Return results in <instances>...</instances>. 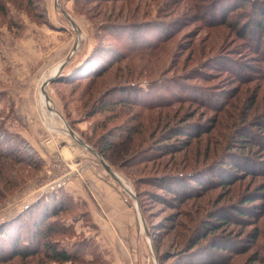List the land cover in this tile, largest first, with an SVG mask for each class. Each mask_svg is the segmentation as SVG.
Segmentation results:
<instances>
[{
    "label": "rangeland",
    "instance_id": "1",
    "mask_svg": "<svg viewBox=\"0 0 264 264\" xmlns=\"http://www.w3.org/2000/svg\"><path fill=\"white\" fill-rule=\"evenodd\" d=\"M95 51L100 74L70 76ZM69 56L47 92L77 137L39 95ZM97 181L126 201L124 233ZM55 194L70 205L50 239L78 260H3L1 232L0 264H180L218 235L234 238L224 264H264V0H0V230Z\"/></svg>",
    "mask_w": 264,
    "mask_h": 264
},
{
    "label": "trees",
    "instance_id": "2",
    "mask_svg": "<svg viewBox=\"0 0 264 264\" xmlns=\"http://www.w3.org/2000/svg\"><path fill=\"white\" fill-rule=\"evenodd\" d=\"M261 27H263V23L260 24L258 29ZM128 28H125V30ZM101 56L102 53L96 51L91 53L83 63L84 65H80L79 68H77V70H75L70 76L77 77L78 75H83L88 69L92 71V75L94 76L100 74L101 71L97 68H93L92 63L94 62V59L101 58ZM109 64L110 62L108 65ZM89 65L91 68H89ZM116 86L111 89L118 92L120 96H123L121 99L122 101L126 100L128 96L129 99H131V97L133 98L138 95L133 90L130 91V89H127L124 91V88H118ZM97 101L98 100H96V102ZM128 102L133 101L130 100ZM106 104L107 103L101 102L99 106L105 107ZM243 140H246V138ZM93 146L95 147L96 145L93 144ZM246 196V199H244L245 201L253 200V198L250 197L251 195ZM67 201L68 199H65L64 197H58L57 194L51 197H40L24 208L23 211L18 215V218H13V221L9 223L7 230L4 227L1 228L2 231L0 230V234L3 232V236L9 240V245L11 247L8 253L5 251L2 253L3 256L1 259L3 258L4 260L5 258L16 256L27 257L36 255L43 251L50 260L56 262H69L78 260L79 255L77 252L70 251L66 248H59L55 246L54 242L50 239L52 236L58 234L59 230V227L56 225L57 223L52 219L58 216V214L63 210L68 209L70 204L68 205ZM241 206L242 205H236L235 210L231 209L229 211L230 214L235 217H242V215L245 214V209ZM216 215V219L209 218L208 224L204 226V232L206 236H211V233L218 230L221 227V224L229 218L228 214ZM17 223H19V228H14ZM209 245L207 247L203 246L205 250H202V253L196 256H191L192 258H189L186 263L185 261L180 260V264H224L226 257L224 254L228 250L234 248V238L230 237L229 235H218Z\"/></svg>",
    "mask_w": 264,
    "mask_h": 264
},
{
    "label": "crops",
    "instance_id": "3",
    "mask_svg": "<svg viewBox=\"0 0 264 264\" xmlns=\"http://www.w3.org/2000/svg\"><path fill=\"white\" fill-rule=\"evenodd\" d=\"M94 185L92 186V192H90L93 194H91L93 203L98 205L97 208L102 210L101 212L106 215L107 219L112 218L110 225L119 227L121 232L124 233L127 228H124L126 223L122 210L126 201L112 185L106 182H99Z\"/></svg>",
    "mask_w": 264,
    "mask_h": 264
},
{
    "label": "water",
    "instance_id": "4",
    "mask_svg": "<svg viewBox=\"0 0 264 264\" xmlns=\"http://www.w3.org/2000/svg\"><path fill=\"white\" fill-rule=\"evenodd\" d=\"M72 22H73V20H71ZM77 48V45L74 47V50ZM73 53V52H72ZM71 53V54H72ZM69 59H70V56L69 57H67V59H64V60H62L61 62H60V64H59V66H58V68H57V70L54 72V73H52V74H50L49 75V77L46 79V84H48L49 82H51L53 79H55V78H57L60 74H61V72H62V70H63V68H64V66L66 65V63L69 61ZM47 97H48V99L50 100V97H49V95H47ZM55 112L63 119V121H64V123L67 125V128H68V130H69V132L71 133V135H73L74 137H77V134H76V132L69 126V124L67 123V121L62 117V115L57 111V110H55ZM79 142L82 144V145H85V146H87L89 149H91L95 154H97L98 156H99V158H100V161H101V163H102V165L105 167V169L113 176V177H115V179H117V176H116V171L107 163V161L102 157V156H100L99 154H98V152L94 149V148H92L89 144H87L84 140H79ZM123 184V183H122ZM133 193V192H132ZM134 195V194H133ZM143 224H144V222H143Z\"/></svg>",
    "mask_w": 264,
    "mask_h": 264
},
{
    "label": "bare ground",
    "instance_id": "5",
    "mask_svg": "<svg viewBox=\"0 0 264 264\" xmlns=\"http://www.w3.org/2000/svg\"><path fill=\"white\" fill-rule=\"evenodd\" d=\"M60 64V63H59ZM59 64L56 66V67H54L52 70H51V73L50 74H52V73H54L56 70H57V68H58V66H59ZM46 77V76H45ZM48 78V77H47ZM47 78H45L44 79V81L42 82V85H41V90L42 91H40V103H41V106H42V108H43V111H44V115L46 116L47 115V118H49V117H51V122L53 123V120H54V115H56L57 113L55 112V110H54V108L53 107H51V104H50V100L48 99V97H47V95H49L48 94V92H47V85L48 84H46V79ZM50 97V96H49ZM53 109V111L51 110V109ZM49 116V117H48ZM46 118V119H47ZM55 124V123H54ZM66 125V124H65ZM66 129L68 130V128H67V125H66ZM69 131V130H68ZM70 133V132H69ZM71 134V133H70ZM73 136V135H72ZM116 176H117V180H121L122 178H121V176L119 175V174H117V172H116ZM121 178V179H120ZM122 181H123V179H122ZM123 183V182H122Z\"/></svg>",
    "mask_w": 264,
    "mask_h": 264
}]
</instances>
